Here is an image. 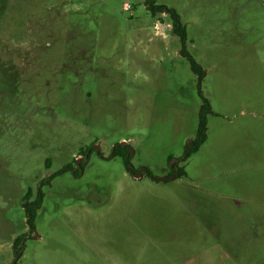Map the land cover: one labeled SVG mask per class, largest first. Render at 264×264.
<instances>
[{
    "label": "rangeland",
    "instance_id": "obj_1",
    "mask_svg": "<svg viewBox=\"0 0 264 264\" xmlns=\"http://www.w3.org/2000/svg\"><path fill=\"white\" fill-rule=\"evenodd\" d=\"M156 5L201 82L145 0H0V264H264V8Z\"/></svg>",
    "mask_w": 264,
    "mask_h": 264
},
{
    "label": "trees",
    "instance_id": "obj_2",
    "mask_svg": "<svg viewBox=\"0 0 264 264\" xmlns=\"http://www.w3.org/2000/svg\"><path fill=\"white\" fill-rule=\"evenodd\" d=\"M146 7L148 8V11L155 15L156 13H166L172 23V28L174 34L179 38L180 45L182 47L181 49V55L185 57L190 65V70L194 75L197 76L198 81L201 82L204 78V72L202 68L194 61V59L185 51L186 46V40H187V34H186V28L181 23L180 17L177 14V12L173 9H168L165 6L156 5V0H145ZM212 111L210 109L209 103L206 99H203V104L200 108L199 115H198V125H197V131L195 138L187 145L183 158L181 159L182 162H186L188 159L191 158L194 154H196L201 146L206 141V132H207V116L211 115ZM115 158L120 157L122 158L124 162V166L127 172H132L131 166H130V154L129 150L125 146H117L114 148V151L112 153ZM177 173V179L185 178L186 173L183 170H176ZM64 174V171L58 172L50 177V180L54 179L55 177L61 176ZM43 193L41 190H39L36 193L35 199L33 201H30L31 198V191L28 190L25 194L22 202V208L25 211L26 219H27V225L30 232H33L35 229V218L37 210L41 207L42 201H43ZM23 242V237H18L15 239L13 244V250L14 255L17 258L16 262L14 264H17L18 259H20L22 255V247L21 243Z\"/></svg>",
    "mask_w": 264,
    "mask_h": 264
},
{
    "label": "flooded vegetation",
    "instance_id": "obj_3",
    "mask_svg": "<svg viewBox=\"0 0 264 264\" xmlns=\"http://www.w3.org/2000/svg\"><path fill=\"white\" fill-rule=\"evenodd\" d=\"M113 151H114V149L112 150V153H113ZM93 152L95 153V149H93ZM97 155H98V157H100L101 158V156L99 155V153L97 152ZM101 159H103V158H101ZM78 170L79 169H81V167L78 165V168H77ZM130 174L132 175V176H135V174L133 173V171L132 172H130ZM173 175H175V179L177 178V173H176V171H174L173 169L171 170V172H170V174H169V179L173 176Z\"/></svg>",
    "mask_w": 264,
    "mask_h": 264
},
{
    "label": "water",
    "instance_id": "obj_4",
    "mask_svg": "<svg viewBox=\"0 0 264 264\" xmlns=\"http://www.w3.org/2000/svg\"><path fill=\"white\" fill-rule=\"evenodd\" d=\"M97 150V149H96ZM135 179H139L141 177V174H137L135 176H133ZM175 179V175H173L169 180H174ZM157 182H165L167 181V179L165 178H160V179H156Z\"/></svg>",
    "mask_w": 264,
    "mask_h": 264
},
{
    "label": "crops",
    "instance_id": "obj_5",
    "mask_svg": "<svg viewBox=\"0 0 264 264\" xmlns=\"http://www.w3.org/2000/svg\"><path fill=\"white\" fill-rule=\"evenodd\" d=\"M262 8H264V0H255Z\"/></svg>",
    "mask_w": 264,
    "mask_h": 264
}]
</instances>
